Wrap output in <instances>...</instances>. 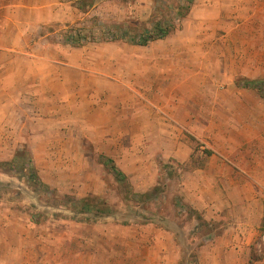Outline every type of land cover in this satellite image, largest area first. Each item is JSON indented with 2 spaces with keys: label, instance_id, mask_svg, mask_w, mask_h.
I'll use <instances>...</instances> for the list:
<instances>
[{
  "label": "crops",
  "instance_id": "obj_1",
  "mask_svg": "<svg viewBox=\"0 0 264 264\" xmlns=\"http://www.w3.org/2000/svg\"><path fill=\"white\" fill-rule=\"evenodd\" d=\"M66 1L0 0V141L31 143L33 160L34 143L56 140L135 165L144 142L183 165L196 143L211 155L183 173V202L224 223L196 264H264V252L252 257L264 241V0H194L169 36L145 46L63 42L78 18ZM237 79L261 82V94ZM9 229L0 264H50L28 228Z\"/></svg>",
  "mask_w": 264,
  "mask_h": 264
},
{
  "label": "rangeland",
  "instance_id": "obj_2",
  "mask_svg": "<svg viewBox=\"0 0 264 264\" xmlns=\"http://www.w3.org/2000/svg\"><path fill=\"white\" fill-rule=\"evenodd\" d=\"M69 2L77 10L79 4L83 8L78 10V18L65 31L81 29L87 37L85 42L90 44L111 42L105 41L101 28L112 27L113 31L125 28L129 37L141 29H153L158 22L177 28L182 21L178 13L187 5L186 0ZM142 96L143 114L153 113L155 109L144 98L147 96L152 100L151 95ZM132 113L131 107L127 106V119ZM28 136L24 129L22 138ZM15 144L0 141V162L9 161L17 148L31 143ZM192 144V159L184 165L173 159H159L152 144L146 142L142 143L141 158L137 159L136 165L129 155L112 158L116 168L126 177L125 182H119L102 164V155L92 146L84 145L83 151L79 149V153H75L70 143H57L56 140L34 143V165L40 180L55 191L56 202L53 203L69 205L73 200L90 196L104 202L110 213L97 217L77 215L67 207H45L43 202L49 198L32 193L23 174L16 176L0 168V230L8 229L10 236L13 232L10 227L28 228L30 244L44 248L42 256L50 264L197 263L196 259L202 253L199 249L203 247L204 251L214 244L224 223L206 222L183 202V173L205 165L207 159L198 144ZM136 194L149 196L139 198ZM30 214H38L41 222L32 223ZM260 233L264 236V230ZM166 236L172 239L168 240ZM259 245L260 252L252 250L253 258L264 252V241ZM206 252V261L214 260L212 251Z\"/></svg>",
  "mask_w": 264,
  "mask_h": 264
},
{
  "label": "trees",
  "instance_id": "obj_3",
  "mask_svg": "<svg viewBox=\"0 0 264 264\" xmlns=\"http://www.w3.org/2000/svg\"><path fill=\"white\" fill-rule=\"evenodd\" d=\"M186 2L187 5L181 8L182 12L178 13L180 19H184L188 15L194 0H186ZM81 5L82 4H79L78 6V10L80 11L83 8V6ZM175 29L176 27L173 25L169 26L164 22H158L155 24L153 29H141L139 32L131 35L130 37V33L125 28H118L117 30L113 31L112 27H107L105 29L101 28L100 31L101 35L104 36L105 41H122L129 45L145 46L151 41L163 39L169 36ZM86 38V35L83 34V31L81 29H70L69 31L64 33L63 42L69 43L73 46H81L85 43ZM235 84L238 88L242 87L254 89L258 91L259 94H261L262 92L260 88L261 82L237 79ZM203 153L206 156L211 155V152L209 151H203ZM101 160L102 164L112 172L117 181H126L125 175L116 168L112 159L101 156ZM0 168H5L6 171L11 172L16 176L23 174L26 177V181L28 183L27 186L31 189L32 193L39 194L44 198H49V200L43 202L45 207H67L74 214L87 216L94 215L97 217L110 213L104 202H102L99 198L90 196L79 200H73L69 205L61 204L59 202L53 203L56 202L55 191L40 180L36 167L34 165L32 154L27 145H24L21 148L17 149L13 157L9 161L0 162ZM136 196L142 198L149 196V194H136ZM88 220L89 219H84V221ZM30 221L34 224H39L41 222L40 216L38 214H30Z\"/></svg>",
  "mask_w": 264,
  "mask_h": 264
},
{
  "label": "built area",
  "instance_id": "obj_4",
  "mask_svg": "<svg viewBox=\"0 0 264 264\" xmlns=\"http://www.w3.org/2000/svg\"><path fill=\"white\" fill-rule=\"evenodd\" d=\"M176 22H178V21H176Z\"/></svg>",
  "mask_w": 264,
  "mask_h": 264
}]
</instances>
